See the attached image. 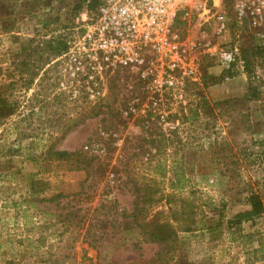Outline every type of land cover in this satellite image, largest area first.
<instances>
[{
    "label": "rangeland",
    "instance_id": "374dc122",
    "mask_svg": "<svg viewBox=\"0 0 264 264\" xmlns=\"http://www.w3.org/2000/svg\"><path fill=\"white\" fill-rule=\"evenodd\" d=\"M84 12L0 0V264H264V213L229 224L264 204V53L230 72L207 54L215 27L181 20L194 75L158 92L78 54Z\"/></svg>",
    "mask_w": 264,
    "mask_h": 264
},
{
    "label": "built area",
    "instance_id": "2783aa9c",
    "mask_svg": "<svg viewBox=\"0 0 264 264\" xmlns=\"http://www.w3.org/2000/svg\"><path fill=\"white\" fill-rule=\"evenodd\" d=\"M193 18L215 27L218 41L205 47L225 70H244L239 39L245 34L254 35L264 51V0H86L76 48L90 65L130 69L144 79L154 78L158 92H181L185 80L175 72L194 74L183 61L186 51L175 29L179 21ZM226 36L235 40L225 41ZM157 67L161 70L155 72Z\"/></svg>",
    "mask_w": 264,
    "mask_h": 264
},
{
    "label": "trees",
    "instance_id": "16d2710c",
    "mask_svg": "<svg viewBox=\"0 0 264 264\" xmlns=\"http://www.w3.org/2000/svg\"><path fill=\"white\" fill-rule=\"evenodd\" d=\"M80 1H81L82 5H84V7H85L86 0H80ZM95 6H96V4L94 2H92V4H90V9H94ZM256 50H257V52L251 53L250 56L247 55L246 51H242V55H243L242 58L246 63L245 68H246L247 73H250L251 68H253V64H254L253 58L256 56L261 57V53H264V51L258 49L257 47H256ZM249 77L251 78V73L249 74ZM250 92H251V90H250ZM255 96H256L255 93H253L251 98H256ZM2 107H3V110H7L8 104L6 102L3 105L0 103V108H2ZM57 154L59 155V157L61 159L71 156L66 151H59V152H57ZM34 185H36V182L32 183V190H33L32 193L35 195V194H37V190L34 188ZM60 197H61V195L53 196L51 198H43V199H40V202L53 203L57 199H59ZM28 203H31L32 205L36 204L35 201H33V200H29ZM249 203L251 205V210L238 215V217L235 220H232L229 222L230 225H232V226L241 225L244 221H253L256 216H260L262 213H264V204L262 203L259 195L252 194L249 197ZM165 226H167V225L162 226L163 232H165V230L167 231V229L164 228ZM165 239L169 240V237L166 233L164 234V237L162 238V240H165Z\"/></svg>",
    "mask_w": 264,
    "mask_h": 264
}]
</instances>
